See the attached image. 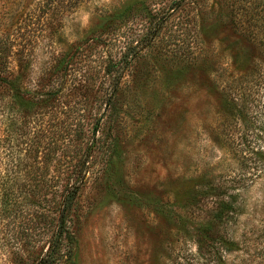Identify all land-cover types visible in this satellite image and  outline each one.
Instances as JSON below:
<instances>
[{
  "label": "rangeland",
  "instance_id": "1",
  "mask_svg": "<svg viewBox=\"0 0 264 264\" xmlns=\"http://www.w3.org/2000/svg\"><path fill=\"white\" fill-rule=\"evenodd\" d=\"M38 1L0 0V40L28 88L66 83L60 115L86 133L69 264H197L203 184L264 135V0ZM26 222L0 214V264H34L45 241L21 248Z\"/></svg>",
  "mask_w": 264,
  "mask_h": 264
},
{
  "label": "trees",
  "instance_id": "2",
  "mask_svg": "<svg viewBox=\"0 0 264 264\" xmlns=\"http://www.w3.org/2000/svg\"><path fill=\"white\" fill-rule=\"evenodd\" d=\"M55 7V0H39L31 13ZM14 46V40H0V214L27 221L13 232L26 239L21 248L29 253L36 252L39 238L45 241L31 262L69 264L71 219L88 174L86 133L71 136V125L60 115L67 109L61 94L66 83L58 75L33 89L15 75L23 61L15 59V70L11 67L12 57L22 52ZM259 133L255 129L248 143H232L238 162L233 177L203 184L205 217L193 228L197 264H264V135ZM257 184L263 187L251 202Z\"/></svg>",
  "mask_w": 264,
  "mask_h": 264
}]
</instances>
